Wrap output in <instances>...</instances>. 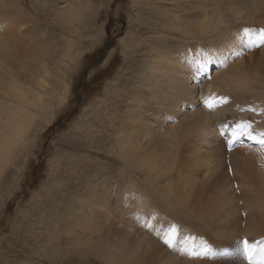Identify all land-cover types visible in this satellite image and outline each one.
<instances>
[{"label":"bare ground","instance_id":"bare-ground-1","mask_svg":"<svg viewBox=\"0 0 264 264\" xmlns=\"http://www.w3.org/2000/svg\"><path fill=\"white\" fill-rule=\"evenodd\" d=\"M172 1H176L180 10L185 14L178 18V14L176 16L172 7L173 9L170 13L176 22V27L173 28L176 36L167 37L165 32L160 30L161 32H159L158 36L161 37L162 44L159 47H162L157 49L158 42L157 44H150L151 50L149 49L150 52L147 51L149 55L147 58L144 57L146 60L138 68V72L135 75V85L130 90H127L128 88L122 89L118 95L119 89H114V92L112 91L114 97H127L124 101L125 104L122 106L118 105V108L114 112H119L118 110H121L122 107H126V109L122 110L119 118L114 119L116 126L114 132L116 133L111 136L113 140L104 134L106 139L105 146H110L107 148L113 150L114 153L117 150L120 157L123 158L124 156L130 164H134L138 172H140L139 181L144 182L147 180L149 186L155 190L153 191L152 189L153 192L149 193V195L147 192L141 191L143 188L139 189L135 186L136 182L134 184L131 183V179H125V181L122 180L117 183H115V180L107 181L108 171L105 166H100L98 167L99 170L95 171L98 174H89L90 177L79 185V189L76 191L78 196H75L79 201L69 208L68 213L66 212L67 214L70 211L76 212L71 225L75 223L80 224L79 222L82 219L86 223H92L88 224L91 229L99 228L98 239L94 237L99 240L98 243L104 246L108 245L105 247V252L102 256H107L110 259L115 258L112 260L113 262L117 258L119 260L121 257L123 258L120 249L123 252L125 251L122 247H125L124 242L127 240L131 242V240L136 239L137 246H134L136 248L144 246L143 248L148 251H150V248L160 245L158 242L161 241L156 237L155 232L144 227L145 223L155 225L157 230L165 228L168 223H178L182 233L191 234L196 237L195 247L197 250L202 251L201 241L203 240L201 236L194 234L195 231L193 232L187 229V227L184 229L182 223H185L186 219L177 220L181 216L176 213V209L178 208L186 213L189 211L193 212L192 210H194L198 213L197 218L206 219L205 222L210 232L209 234H214V241L218 243L232 242L235 240L236 234L238 236L240 234L250 235L253 231L249 224L243 225L240 221L239 223H231L234 218L232 212L236 205L234 206L231 202H220L216 198L208 202L203 194L199 197L196 188L198 187V182H201V178L207 179L213 176V172H215L211 169V157L219 166V169H216L217 174L215 173L217 176H213L217 180L215 182L222 185V187L225 185L224 188L231 182L225 165L221 163L223 154L227 149L221 142V138L217 132V129L225 122L222 117H224L226 110L237 112L240 115L238 116V121L251 122L255 130L254 134L257 136L260 133H264V119L261 122L247 119V114H250L248 108L251 105L246 108H237L236 105L237 103L242 104L241 100L243 99L241 97L244 95L243 91L256 94L254 99L260 98V96L264 97V82L256 85V82L251 79L252 76H249L247 81L242 78L233 77L228 82L226 81L227 75L221 74L224 72L223 66L237 59V53H239V56L243 53L241 50L244 49L243 43L245 40L242 37L245 34L248 35L247 30L244 28H247L249 23L247 18H242L244 17V12L247 11L255 14L251 18L253 22L257 21L255 20L256 16L257 19L264 21V13H261L264 11V0H189V7L187 4H184V7L181 6V1L187 2V0ZM41 2L47 3L48 7H36L33 4V0H0V32L3 31L2 33H8L7 30H11L10 33H12L14 31L12 30L13 27L19 25V21H21L20 19L24 15L30 19L40 17L44 23L53 26L50 32L47 31L46 27L44 29L39 28L45 37H43L44 41L40 39V36L37 38L36 45L39 56L33 57L31 65L30 63L26 65L31 70L29 77L24 79L18 78L8 65H4L5 61L0 57V185L10 175L15 176L18 167L23 166L25 168L29 163V155H33L34 150L40 148L43 138L57 114H51L54 105L50 98L55 88L51 77L56 81H61L62 84L66 79V75H69L67 70L72 69V65L68 61L74 60L77 56V53L72 50L75 47L68 48L69 52L55 54L59 46L55 41L54 32L58 29L66 31L76 27L74 23L80 20L82 16L80 10L82 6H79L81 1L41 0ZM7 4L19 6L7 7ZM28 4L30 7L27 9L24 5ZM222 7H226L232 11L235 10L237 13V16L235 15V23L233 18L227 19L223 16L226 11H223L222 9L224 8ZM8 8L13 11H1ZM17 17H20V19ZM242 21L245 22L241 23ZM141 23L138 22V26H142ZM240 23L244 25V28H241ZM259 24L261 25V23ZM261 26L264 28V22ZM28 30L29 34L34 37L36 32L35 27L31 31L30 29ZM4 35L0 34V50L22 49L18 41L9 43L6 40L8 36L4 37ZM167 40H184L185 42L183 44H172L169 47ZM132 41L135 42L136 39ZM119 43L124 45V47L125 45H129L128 38H121ZM124 47L122 49L124 62L122 70L127 68L129 70L131 67V65H128L130 59L128 54H130V51L124 49ZM29 49L31 48L29 47ZM114 51L115 49L109 54L108 62L112 58ZM66 58L69 60L65 61ZM205 58L213 60L218 58L225 63L216 66L209 65V78H205L203 74H199L196 71L197 61L202 62ZM126 65L128 66L125 67ZM137 65L139 66V63ZM247 66H250V68ZM263 66L264 60L261 61L260 65L257 62L249 64L241 63L240 68L243 70L237 73V77L248 76V73L253 70L262 72L260 68ZM213 67H215L214 71ZM23 83L28 84L27 88ZM122 84L128 85L126 81H123ZM10 85L12 86L8 89L7 87ZM47 85L53 87V90L47 89ZM69 85L70 82L65 83L62 88L67 90L70 87ZM210 88L214 96H226L229 102L226 105L218 106L215 110H209L204 107L201 102L205 95L203 92L210 90ZM59 97L64 104V108H66L68 106L67 95L65 92H62ZM198 103L199 106H197ZM253 103L255 102L253 101ZM254 108L257 109L256 107ZM255 112L257 114L251 115L258 116V110ZM116 116L117 113L113 117ZM182 117H194L197 121L194 128L198 130L188 136H186V131L178 132V125L185 121L181 119ZM76 124L74 128L79 131L81 127L76 126ZM231 126L234 127L235 123H231ZM198 131H201L203 134L206 133V136L210 138L209 140L214 141L215 145H217V149L190 147L189 143L195 142V137H200ZM245 139L248 138L242 137L241 145L239 146L247 149V151L236 150L232 155L229 154V158H232L234 161L233 172L238 174L239 183L244 186V188L242 186L244 191H241V193L243 192L241 196H243V200L246 202L244 205L255 207L253 211H264V151H262L257 141L253 142L249 139V141H245ZM179 140H182V144H179ZM204 160H207L206 164L203 163ZM230 162L232 163V161ZM216 164L214 165L216 166ZM80 165V163L76 165L77 171H81ZM123 165L126 170H129L127 164ZM12 167H14L13 171L10 170ZM200 175L202 176L201 178ZM226 177L227 180L225 181ZM236 185L238 186V184ZM128 191L129 194H132V200L127 202L126 200L129 195L127 196L126 193ZM7 194L9 195L10 193L8 192ZM157 196L163 197V202L158 203L156 200ZM3 205L1 204L0 208ZM98 221H100L99 225L101 227L97 226ZM84 223H81V226L85 225ZM78 227L76 226V228ZM69 230L72 229L70 228ZM143 233H146V235L144 234V236ZM135 235H140V238L143 235L142 237L145 240H138ZM152 237L156 238L155 240L158 242L154 241ZM153 241L154 243H152ZM132 243L135 244V242ZM110 244L116 245L119 249L117 247L111 248ZM192 246L193 242L189 241L187 247L191 249ZM129 248L128 250H130ZM145 249L141 250L145 253ZM172 250L177 252L174 249ZM159 252L164 254L162 250ZM180 253L184 254L183 251H180ZM170 254L167 253L168 256L163 255L167 256L168 259H160L159 264H177L178 260L172 259L175 257L172 256L171 252ZM137 257L139 258V256ZM237 258L240 259V262L248 264V261L242 255H236L232 260L229 259L231 260L229 264H234ZM156 262L157 260H155ZM143 263L138 262L137 264ZM255 263H260L259 256H257Z\"/></svg>","mask_w":264,"mask_h":264},{"label":"rangeland","instance_id":"rangeland-1","mask_svg":"<svg viewBox=\"0 0 264 264\" xmlns=\"http://www.w3.org/2000/svg\"><path fill=\"white\" fill-rule=\"evenodd\" d=\"M80 1L81 3L79 6H82L80 9L82 16L80 20L74 23L76 27L70 28L66 31L58 29L54 32L56 37L55 41L59 46V49H56L55 54L69 52L68 48L70 47H75V49L72 50L77 53L74 60H69L68 58L65 60H69L68 63L72 65V69L67 70L69 75H66V79L62 84L61 81H56L51 77V81L54 83L55 87L54 93L50 98L54 105L51 114H57L48 128L40 148L38 150L35 149L33 155H29L28 165L25 168H23V166L18 167L15 176L10 175L8 178L4 179L0 185V202L1 204H4L2 208H0V264H130V262L131 264H137L138 262H144L143 264H159L161 260L168 259L167 253L170 254V252L172 253V256L175 257L172 259L178 260L176 262L177 264H225V262L226 264H229V261L234 259L236 255L222 256L220 253L224 251L236 252L237 249H242V241L244 239L249 240V242L253 244L259 242L258 248H264V211H253L255 207L244 205L246 202L243 200V196H241L243 193H241V191H244V186L242 184L240 185L238 174L233 172L234 161L232 158H229V154L232 155L236 150L247 151V149L239 146L241 145L240 142L242 141V138L234 147H232V149L230 148L231 150L227 149L223 154V160L221 162L223 163L222 165H225L227 169L226 172L228 171L227 175L229 173L231 185L229 183V185L224 188L225 185L222 187V185L215 182L217 180H215V177L213 176L217 174L216 171L219 169V166L211 157V169L215 172H213V176H210L207 179L201 178L202 176L200 175L201 182H198V187L196 189L197 193H199V197L203 194L208 202L213 198H216L220 202H231L234 206L236 205L232 212L234 218L231 223H239L240 221L243 225L249 224L253 230L250 235L240 234L238 236L236 234L234 241L218 243L217 241H214L215 235L212 233L211 235L209 234L210 232L205 222L206 219L197 218L198 213L196 211L192 210L193 212L189 211L188 213L176 211L177 214L181 215L177 219L178 221L186 219V222L182 223L184 229L187 227V229H190L193 232L195 231L194 234H198L201 236V239L206 242L209 249L207 255H199V257L191 254L186 255L185 253H177L172 249H165L167 247L161 242L155 240L156 238L154 239L152 237L153 240L157 241L160 245H156L148 251L143 248L144 246L136 248V239L131 240V242H135V244H131V242H128L129 240H127L124 242L125 247H122L125 251L123 252L122 249H120L121 251L119 250L121 254H123V258L121 257L120 260L117 258L118 260L116 259L115 262H113L112 260L115 258L110 259L107 256H102L105 252V247L108 245L104 246L98 243L99 240H97V234L99 233V228L91 229L88 224L92 223H86V221L82 219L79 222L80 224L75 223L74 225H71L76 212L70 211L69 214L67 213L69 208L73 204H77L79 201V199L75 198V196H78L76 191L79 189V185L84 183V180L90 177L89 174H98V172L95 171L99 170L98 167L100 166H105L108 171L106 177L107 181L115 180V183H117L118 181L120 182L122 180L125 181V179H131V183L134 184V182H136L137 184H134L135 186L139 189L143 188L141 191H145L149 194L155 190L149 186L147 180L144 182L139 181L140 172H138V169L134 164H130L124 156L123 158L120 157L117 150H115L114 153L113 150L107 148L110 146H105L104 143L106 139L104 134L110 137L109 139L113 140V137L111 136L116 133L114 132V130H116L114 119L119 118L121 116L120 114H122V110L126 109V107H122L121 110H118L119 112H114L115 109L118 108V105L122 106L125 104L124 101L127 97H114L112 91L114 92L119 89V92H117L118 95L122 89L128 88L127 90H130L131 87L135 85V75L138 72V68L149 55L148 52L151 50L150 44H157L158 42L159 45H157V49L162 47H159L160 44H162V39L158 36L159 32H165L167 37L176 36L173 29L176 27V22L172 18L173 15L170 13L172 9L174 8L173 11L176 16L178 14V18L179 16L185 15L178 7L176 1L173 2L172 0ZM151 3L157 6L152 5ZM188 3L189 0H187V2L181 1V6L184 7L183 5L187 4L189 7ZM222 8H224L222 9L223 11H226L223 16L227 19L233 18L235 23V15L237 14L235 10L232 11L226 7ZM1 11L12 12L13 10L8 8L7 10ZM190 11L192 10L190 9ZM261 13H264V11ZM243 16L244 17L242 18H247V20H249L247 28H244V25H241V23L245 21L240 23L242 26L241 28L246 29L247 34L249 35L245 34L242 37L245 40L243 43L244 49L241 50L243 53L239 58L230 61L229 64L223 66L222 68L224 72L221 74L227 75L226 81L228 82L233 77L242 78L247 81L249 76H252V81L256 82V85H260L264 82V66L260 68L262 72H256L253 70L248 73V76L237 77V73L243 70L240 68L241 63L249 64L251 62H257V64L260 65L261 61L264 60V47L258 48L248 46L249 37L252 39H258L260 34L264 33V28L261 26L264 21L257 19L256 16L255 20L257 21L253 22L251 18L254 17L255 14L252 12L245 11ZM17 18L20 19V17ZM20 20L23 21H19V25L13 27L12 30L14 31H12V33H10L11 30H7V32L10 33V36L8 33H2L3 31H1L0 34H5L4 37L8 36L6 37V40L9 43L18 41L21 44L22 49H2L0 50V57L5 61L4 65H8L10 70L18 78L24 79L31 74V70L26 65L28 63L31 65L33 57L39 56L36 45L37 38L40 36V39L44 41L43 37L45 36H43L41 33L42 30L39 28L44 29L46 27L47 31L50 32L52 30L51 27L53 26L44 23L40 17L30 19L24 15ZM138 22H142V26L139 25V27L137 24ZM259 23H261V25ZM33 27L36 29L34 37L29 34L28 30L30 29L31 31ZM28 35H30V37H28ZM117 36H119V39H116ZM130 36L132 37V40L136 39V41H132L129 45H125L124 49L130 51V54H128V57L130 56L128 65H131V70H128V68L122 70L124 65L123 48L118 49L117 44L122 45L119 43L121 38H129ZM167 42L170 47L172 44H183L185 41L167 40ZM105 44L108 48V57L111 51L115 49L112 58L108 62V71L103 76L97 74L98 78L86 77L80 71V66L86 57L91 55L98 47H102ZM29 47L31 49H29ZM118 52L119 55L117 54ZM137 63H139V66ZM247 67L250 68V66ZM123 81H126L128 85H123ZM69 82L70 87L67 90L63 89V85ZM23 84L27 88L28 84ZM11 86L12 85L7 88L9 89ZM47 89L53 90V87L47 85ZM62 92H65L68 97V102L66 100L68 106L66 108H64V104L59 97ZM203 93L205 94L204 98L214 96L211 88L210 90H205ZM243 94L244 95L241 97V99H243L241 100L242 104L237 103V108H246L247 106L249 107L254 104V106H250L248 109H255L254 107H256V110H258V116L251 115L257 114V112L249 111L250 114H247V119L261 122L262 119H264V115L260 114L261 110L264 109V97L260 96V98H255V101L254 97L256 94L249 91H243ZM253 101L255 103H253ZM69 104L71 105L70 109ZM261 105H263L262 108H260ZM116 113L117 116L113 117ZM238 116L240 115L237 112L226 110L222 119L227 121V124L231 125V123H236ZM185 118L186 117L181 118L185 121L178 125V132L186 131V136L192 135L198 130L194 128L197 121L194 117ZM83 122L85 123L83 124ZM75 124L76 126L81 127L79 131L74 128ZM82 124L83 126H81ZM201 131H198L200 137H195V142H190L189 146L217 149V145H215L214 141H210V138L206 136V133L203 134ZM179 144H182V140H179ZM229 160L232 161V163ZM206 161L207 160H204L203 163L206 164ZM78 163L81 164L79 166L81 171L76 170V165H78ZM123 164H127L129 170H126ZM214 164H216V166ZM13 168L14 167L10 168V170L13 171ZM226 180L227 177L225 181ZM236 184H238V186ZM129 191L131 192V190ZM129 191L126 193L127 196L129 195L126 200L127 202L132 200V194H129ZM8 192L10 193L9 195L7 194ZM247 221L248 223H246ZM83 222H85V225L81 226ZM99 222L100 221L97 222V226L101 227ZM94 225L96 226V224ZM76 226L79 227L76 228ZM70 228L72 230H69ZM144 234L146 235V233H143V235ZM94 236L97 239H95ZM142 236L140 238V235H135L138 240H145ZM207 238L209 239L208 241ZM154 241L152 243H154ZM110 247L114 249L117 246L110 244ZM128 248L130 250H128ZM141 249H145V253ZM161 250L162 252L164 251V254L159 252ZM166 251L167 253L165 254ZM137 256H139V258ZM153 259L157 260V262L155 263V260L153 261ZM241 263L240 259L237 258L234 264Z\"/></svg>","mask_w":264,"mask_h":264},{"label":"snow or ice","instance_id":"snow-or-ice-1","mask_svg":"<svg viewBox=\"0 0 264 264\" xmlns=\"http://www.w3.org/2000/svg\"><path fill=\"white\" fill-rule=\"evenodd\" d=\"M33 4L39 8L48 7L47 3H42L41 0H33ZM7 7H18L16 4H7ZM25 8L30 7L29 5H24ZM119 39V36L116 37ZM128 42H132V37L128 38ZM248 46L249 47H264V33H261L258 39L248 38ZM119 48H123L124 45H118ZM119 55V52L117 53ZM108 48L106 44L102 47H98L91 55L85 58L82 65L80 66V71L86 77H96L103 76L109 69L108 64ZM237 58H239V53H237ZM225 63L224 61L219 60L218 58L213 60L211 58H205L202 62L197 61L196 71L199 74H203L205 78H209V65H220ZM215 67H213V71ZM204 107L209 110H215L218 106L226 105L228 101V97L226 96H208L204 98L202 101ZM199 106V103L197 104ZM71 105L69 104V109ZM252 112H255L256 109H249ZM262 114H264V109L261 110ZM218 134L220 135L221 142L224 144L226 149H230L234 147L242 137H247L249 140L257 141L258 145L261 147L262 151H264V133H260L257 136L255 130L253 129V125L251 122H237L235 126H231L227 124L225 121L218 129ZM163 197L157 196L156 200L158 203L163 202ZM177 212L182 211L181 209H176ZM144 227L151 229L155 232L156 237L162 242V244L170 249H174L177 252L183 251L186 255L191 254L193 256L199 255H207L209 249L207 244L201 241V249L199 251L195 247L196 237L191 234L182 233L181 227L178 223L172 222L168 223L165 228H161L159 230L156 229L155 225H149L145 223ZM189 241L193 242V246L189 249L187 246ZM259 243V242H258ZM258 243L253 244L250 243L247 239L242 241V249H237L236 252L224 251L221 252L222 256H233V255H242L247 261L248 264H255L257 256H259L260 264H264V248H258Z\"/></svg>","mask_w":264,"mask_h":264}]
</instances>
